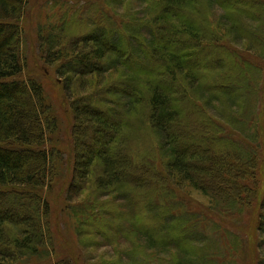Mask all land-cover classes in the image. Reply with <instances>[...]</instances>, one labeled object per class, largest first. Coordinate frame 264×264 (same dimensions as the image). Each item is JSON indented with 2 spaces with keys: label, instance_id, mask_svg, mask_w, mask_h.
<instances>
[{
  "label": "trees",
  "instance_id": "trees-1",
  "mask_svg": "<svg viewBox=\"0 0 264 264\" xmlns=\"http://www.w3.org/2000/svg\"><path fill=\"white\" fill-rule=\"evenodd\" d=\"M194 1L107 0L112 9L123 5L126 12L133 3L144 4L147 15L119 23L122 29L116 41L110 40L107 28L96 25L80 42L71 44L62 22L59 27L49 29L59 31L57 39L50 40L52 45L49 49L47 41L45 43L44 56L47 60L48 56L54 55L50 65L57 66L62 88L70 101L73 120L70 136L74 166L67 199L74 202L89 185L93 195L87 204L71 207L75 212L76 208L82 209L78 215V236L81 239L82 235L87 238L96 235L110 240L120 234L127 244L133 245L126 251L130 260L125 264L135 262L144 249L164 250L171 254L169 248L187 264H195L196 244L191 238L190 228L181 218L166 223L161 217L164 210L154 205L157 202H154L155 198H163L157 192V185L182 186L189 183L226 209L245 205V197L253 192L247 185L246 176L247 168H256V156L246 149L253 147L255 140H244L238 134L227 132L225 124L210 110L203 114L202 121L206 118L207 123L202 122L199 127L195 123L197 111L191 109L194 99L200 101V98H205L206 104L217 110L214 104L222 96L233 103L235 98L244 94L215 89L213 83L222 74L201 77L199 71L209 69L200 70L195 57L199 58L202 48H205L202 37L206 41L209 39L204 36L208 32L204 28L201 30L199 22L192 20L187 13L194 7ZM260 1L264 4V0ZM215 3L226 7L219 0ZM231 6L230 23L237 32L241 14L247 12L241 11L237 15ZM24 13L25 0H0V264H17L18 255L40 254L47 247L50 223V203L42 192L54 178V174L49 173L55 164L51 165L52 157L46 143L58 130V119L37 79L30 82L13 79L24 69L18 53L22 45L21 20ZM177 39L191 46L182 51L173 43L178 42ZM230 43L233 44L231 40ZM210 51L204 55L202 66L209 63ZM107 74L111 77L109 88L116 85L118 89H109L103 99L96 97L97 88L87 90L85 83L78 86L85 79L92 83L106 78ZM116 74L120 75L113 77ZM207 76L211 77L206 80ZM166 80L182 91L186 102L181 101L180 104L171 96L172 87ZM22 96L31 100L27 102ZM142 98L150 109L148 124L154 126L152 130L161 140L160 150L165 153L161 164L155 165L158 177L154 179L146 177L140 164L129 161L127 156L130 154L120 149L121 130L127 126L125 122L120 124L121 120H115L112 114V105L122 106L129 102V106L124 107L128 112L136 108L140 102L138 99ZM43 101L53 118L48 126L42 115ZM244 105L239 112L244 110ZM47 114L48 111L45 116ZM23 117H31L32 122L21 123L19 119ZM229 126L239 129L236 125ZM215 127L219 130L215 131ZM58 152L56 150L54 155ZM30 164L34 166L28 168ZM78 176L82 177L84 186L78 182ZM146 183L155 186L153 192L146 189L143 185ZM91 184L98 191H93ZM112 195H116L114 200H110ZM118 200L125 201L130 218L118 219L116 223L121 227L112 235L103 232L106 230L103 228L115 222L107 217L103 224L96 226L98 233L91 231L90 223L102 216L104 207V213L109 217L107 211H114L110 206L122 214L127 213L121 209ZM260 208L258 227L264 234V193ZM89 218L93 219L89 221ZM85 242L88 246V239ZM102 264H117V261Z\"/></svg>",
  "mask_w": 264,
  "mask_h": 264
},
{
  "label": "rangeland",
  "instance_id": "rangeland-1",
  "mask_svg": "<svg viewBox=\"0 0 264 264\" xmlns=\"http://www.w3.org/2000/svg\"><path fill=\"white\" fill-rule=\"evenodd\" d=\"M215 1L195 0L193 6L196 9L192 7L190 11H187L192 20L199 22L198 27L201 30L204 28L208 32V35H204L207 36L208 41L202 37L205 48H202L199 58L195 57L196 66L200 70L209 69V71H199L202 78L205 75L222 74V77L216 78L213 83L220 90H233L232 94L235 90L237 94H244V96L235 98L233 103H229L222 96L219 98L220 102L214 104L217 110L211 104H206L205 98H200V101L194 99L191 109L197 111L195 120L197 127L202 122L207 123L206 118L202 121L203 114L206 115V112L210 110L225 124L224 128L227 132L238 134L244 140L247 138L255 140L253 147L246 149L250 151L249 154L254 153L256 156V168H247L246 176L249 182L247 185L253 192H249L245 197V205L227 211L228 209L216 205L209 197L189 183L182 184V186L164 184L156 186L157 192L163 198L161 200L155 198L154 202H157L154 205L164 210L161 217L166 223L174 221V218H181L190 228L191 238L196 244L195 264H264V234L258 227L261 213L260 199L264 193V4L260 0H219L220 4L228 7L226 9ZM230 6L235 8L237 15L241 11L246 10L247 12L241 14L240 28L237 26V32L230 23ZM128 9L129 12H126L123 5L112 9L107 4V0H25V13L21 20L22 45L21 51L19 49L18 52L24 69L21 75L13 77V79L26 82L37 79L40 82L44 93H46V101L58 119V130L53 135L48 131L47 137L50 135L51 137L46 143V148L52 157L51 165L55 164L49 173L54 174V178L50 182V186L42 192L51 207L47 247L43 248L40 254L18 255L16 257L17 264H102V262L113 261H117V264H125V261L129 262L130 260V255L126 251L129 246L133 245L127 244L126 239L120 234L110 240L96 235L89 238L82 235L81 239L78 236V215L81 214L82 209L76 208L75 212L71 207H81L85 202L87 204L93 195H91L89 185L88 189L82 188L83 190L74 202H69L67 199L74 166V150L70 136L73 126L72 113L70 101L61 85L57 66L50 65L54 55L48 56L47 60L44 56L46 41L49 49V46L52 45L50 40L56 38L59 33L58 30L50 31L49 29L53 26L59 27L62 22L67 31L65 35L68 36L71 44L80 42L96 25L107 28L110 40L116 41L119 31L122 29V25L119 23L122 24V21L126 23L133 17L140 18L147 15L145 5L141 3H133ZM245 14H249L250 17H246ZM217 26L222 29L216 28ZM225 32H229L230 36H224ZM230 40L233 44L230 43ZM177 41L173 43L182 51L191 46L185 44L181 39H177ZM209 50H211L208 52L210 56L207 61L209 63L202 66L204 55ZM119 75L116 74L113 77ZM105 77L96 79L92 83H89V79H85V82H81L78 86L85 83L88 85L87 90L92 91L97 88L98 95L96 97L103 99L109 89L114 91L118 89L116 85L109 88L111 77L109 74ZM210 77L207 76L206 80ZM165 82L169 87H172V91H170L172 97H175L180 104H182L181 101L186 102L181 90L168 80ZM28 95L31 96V93L28 92ZM22 97L27 102L31 100L28 96ZM139 100V105L131 109L135 110V113H131V110L126 112L128 108L124 107H128L127 103L129 102L122 106L112 105L114 107L112 114L115 116H113L115 120H121L120 124L125 122L127 126L126 129L121 130L118 142L124 153L138 156L141 167L158 177L155 165L161 164L162 158H164V154L160 150L161 140L152 130L154 126L148 124L149 106L143 98ZM208 103L210 102L208 101ZM242 105H244V110L239 112ZM47 111L48 114L45 116ZM42 112L45 124L48 126L53 118L44 101ZM19 120L21 123L32 122L31 117H23ZM190 120L192 119L190 118ZM229 125H236L239 129L235 130ZM213 129L219 130L217 127ZM179 135L182 136V133L179 132ZM81 146L87 149L86 145L81 144ZM51 147L53 148L51 149ZM56 150L59 152L54 155ZM33 166L30 164L27 167ZM160 167L164 172L162 165ZM78 182L81 183V186L85 185L82 183L81 176H78ZM143 185L151 192L155 189V186H151L149 183ZM91 186L93 191H98L93 184ZM255 193H257V198H255ZM115 198L116 195L110 196V200ZM118 203L120 206L122 205L121 209L127 213L122 214L110 206V209L114 211H107L109 217L104 213V207L99 220L90 223L91 231L98 233L95 231L96 226L99 223L103 224L106 217L115 222L103 228L106 229L103 232L112 235L120 229L121 226L116 221L130 218V212H128L125 201L118 200ZM92 219L89 218V221ZM123 222L120 221L121 224H124ZM87 239L88 246L85 242ZM169 250L171 254L164 250L144 249L142 254L135 258L136 261L131 264H187L183 258L178 257L179 254L175 250L170 248Z\"/></svg>",
  "mask_w": 264,
  "mask_h": 264
},
{
  "label": "bare ground",
  "instance_id": "bare-ground-1",
  "mask_svg": "<svg viewBox=\"0 0 264 264\" xmlns=\"http://www.w3.org/2000/svg\"><path fill=\"white\" fill-rule=\"evenodd\" d=\"M118 1H123V0H118ZM114 5H115V3H114ZM216 28H218V29H222L220 26H217ZM225 34H226V36H230V33L228 32V33H226L225 32ZM216 87H217V85H215L214 86V88L216 89ZM49 108V107H48ZM50 110V109H49ZM162 146H160V148H161ZM163 149V148H162ZM163 153H164V151H163ZM165 154V153H164ZM130 160L129 161H132V162H135V163H139L140 164V166H141V162H140V160H139V158H138V156H136V155H128L127 156ZM125 160H127V159H125ZM124 160V161H125ZM143 169V168H142ZM143 172L147 175L146 177H148V178H151V179H154L155 178V175L153 174V173H151V172H149V171H146V170H144L143 169ZM233 209V208H232ZM227 211H230V209H228Z\"/></svg>",
  "mask_w": 264,
  "mask_h": 264
}]
</instances>
